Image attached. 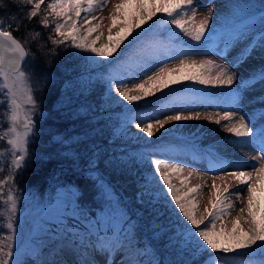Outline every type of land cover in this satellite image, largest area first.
<instances>
[{"label": "snow or ice", "instance_id": "1", "mask_svg": "<svg viewBox=\"0 0 264 264\" xmlns=\"http://www.w3.org/2000/svg\"><path fill=\"white\" fill-rule=\"evenodd\" d=\"M4 2L5 0H0V7H3ZM15 2L19 6H28L22 13V18L12 15L8 22L0 18V91L4 93V99L0 100V104L5 108L3 116L7 125L0 135V141H5L6 138L7 148L0 153V156L11 157L10 174L0 179V200L6 205V211L0 213V216L7 217L5 227L10 232L7 236H0V264H24L19 257L14 259L13 242L17 231L15 220L19 198L14 194L15 189L9 185V182H13L17 171L25 167L30 156V144L38 131L34 117L39 110V103L30 82L34 73L23 66L26 58L32 56L35 59V56L27 47V38H18L14 35V31H19L25 21L30 22L43 12L44 15L39 23L43 28L53 29L55 37H48L53 45L71 47L82 53H89L93 57H99L101 60H109L130 38L141 39L134 34L153 21L158 14L166 18L163 20L164 24L175 26L176 30L195 42L204 40L212 19L209 14L197 21L194 0H118L108 17L110 23L107 26V42L98 47V41L104 36L102 18L100 22L94 23L98 17L82 16V13L89 14L96 10L97 0H15ZM106 2L107 0H104V3ZM209 12L211 13V10ZM81 20L83 24L79 23ZM250 29V22H243L227 34L226 46L239 49L230 62L232 67L245 64L258 49L264 51V30L260 32L258 39H253ZM82 30L83 35H81ZM31 32H34V39L41 35L34 29ZM94 33L99 34L93 38ZM165 47L159 41L152 42L148 46L152 54L151 58H156L155 54L162 52ZM85 60L87 63V58ZM238 78L241 82L229 97L233 104L240 102L243 92L249 87L255 86L256 83L264 85V63L250 71L248 77H238L228 67L216 65L211 60L197 62L182 59L173 66L165 63L131 88L126 85L118 86L115 92L123 101L133 104L163 93L183 82L231 88ZM234 115L233 111H225L223 115L215 118V123L228 121L229 124L225 126L228 133L238 138H252L254 133L253 127L249 126L250 121L240 116L239 120L233 123ZM202 118L211 121L214 117L211 115L202 117L199 112L185 115L183 111H177L175 114L165 115L163 119L157 118L143 124L136 123L135 128L144 133L146 138H151L154 130H166L169 122ZM261 119L264 121V113L261 114ZM130 123V120L126 122V124ZM256 135L259 137L261 155L253 156L252 160L259 166L254 165L251 172L233 171L226 174L238 182L235 192L231 191V184L223 176L214 178L207 204L199 215L197 212L200 200L197 196L204 185L189 186L191 172L188 176H183L184 170L179 163H170L166 158H153L154 153H140L128 161L146 162L148 165V171L139 173L140 181L133 199L136 204L145 209L152 208L156 212V216L148 225L152 239L166 238L170 248L178 249L188 257L185 264H198V262L199 264H230L229 261L222 260L220 254L254 250H259L260 254L264 255V129ZM243 142L251 144L254 141L248 139ZM173 177L180 180L179 186L173 183ZM94 179L100 192L106 196L100 216L107 217L109 214L116 216L127 225L128 237L121 239L118 234L109 237L97 233L88 246L105 253L123 250L125 242L129 241L133 230L136 229V223H130L131 209L121 205L120 198L111 184L101 176H96ZM217 180L220 181L219 184ZM6 186H8L7 192H5ZM239 186L246 187V201L244 206L239 208L229 227L222 221L236 207L230 197L234 195L238 200L243 199ZM71 203H73L71 199L62 200L55 208L56 213L62 215L64 205ZM157 203L178 210L175 220L165 223L164 212L155 208ZM217 221H221L219 227ZM24 251L27 250H22L21 255ZM137 264H142V261H138ZM260 264H264V260H261Z\"/></svg>", "mask_w": 264, "mask_h": 264}, {"label": "rangeland", "instance_id": "2", "mask_svg": "<svg viewBox=\"0 0 264 264\" xmlns=\"http://www.w3.org/2000/svg\"><path fill=\"white\" fill-rule=\"evenodd\" d=\"M117 2L118 0H107V2L104 3V0H97L95 11L89 14L82 13V16L88 15L89 17H98L94 23L100 22V18L103 20L102 31L104 32V36L98 41V47L107 42V26L110 23L108 17L113 10L114 4ZM194 6L197 10V21L202 19L205 15L211 14L212 16L210 28L204 38L207 42L204 43L203 47L201 46L204 40L201 42L192 41L190 38L176 30L175 26L164 24L163 20L166 18L158 14L157 17H154L153 21H150L147 25L143 26V29L138 30L137 33L134 34V36H139L141 39L136 40L130 38L129 41H127L125 45L114 54L113 58H118L120 52L123 54H134L138 52L139 58H137L136 61L144 62L145 56L146 61L144 62V65L141 66L133 61V65L131 66L137 68L138 71L129 74L127 78L121 76V73H119L120 66L113 68V72L119 74L121 81L113 83L112 86L114 89L112 95L115 97V102L122 107V114L125 117V120L122 121V125L125 126V129L119 133L123 138H119L118 142L125 143L126 141H137L138 143H141L142 146H147L146 148L148 149H151L152 145L158 146L157 149H162L161 151L157 150L158 153H156V155L158 156L160 155V152H163L164 154V149H166L165 154L169 162L179 163L183 167V176L186 177L189 172L192 173V176L189 179V186H195L196 184L204 185L202 191L197 196V199L200 200V207L197 212V215H199L203 212V209L207 204L211 192V184L214 178L223 176L231 184V191L235 192L238 188V182L229 178L226 174L233 171L247 172L248 168L246 163L253 162V156L261 155L259 137L256 134L264 129V121L261 119V114L264 113V104L258 105L257 103L264 102V85L256 83L255 86L249 87V91L247 90L246 92H243L242 99L236 104H233L229 97L231 93L236 91L237 84L241 82L239 78L234 82L231 88L199 85L194 82H183L165 90L163 93L133 104L123 101L118 93L115 92V88L118 86L123 87L126 85L131 88L134 84H139L146 75H151L154 70L158 67H162L165 63L169 66H173L178 64L182 59L190 61L194 60L197 62L211 60L216 65L228 67L230 71L236 73L238 77H248L250 71L258 68L261 63H264L263 51L262 54L259 53L258 56L252 55L245 64L239 67H232L230 62L233 60V57L237 54L239 49L234 48L233 46H226V41L228 38L227 34L235 28H222L223 24H228L231 19H234L238 15H248L264 9V0H194ZM101 7L102 10H100ZM209 10H211V13ZM249 22L251 24V35L254 36L257 32L264 29V12L255 19H250ZM79 23L83 24V20ZM160 33L173 38L178 44H187L195 48L201 47V49L204 48V51L199 56H197V54L186 55L179 57L176 60L169 59L167 61H159L156 54V58H151V53L146 55L148 46L151 44L152 37L160 35ZM98 34L99 33H94L93 38ZM81 35H83V30L81 31ZM168 49L169 47L166 46L160 53L165 55L168 52ZM175 49V47H170L169 50L173 51ZM180 51L184 52L185 50L179 46L177 51L172 52L171 55ZM183 54L186 53L184 52ZM98 58L99 57H96V59ZM212 74H215V70ZM182 89H187L189 92L196 91V93L204 91L206 93L213 92L219 94L222 93V95L225 94L227 98L224 106L228 108H222L215 111L210 110L204 105V100L199 99L192 94L182 93L185 91H178ZM3 99L4 93L3 91H0V100ZM191 102L199 103L196 108H193ZM4 111V106L0 104V135H2L4 128L7 127L3 116ZM177 111H183L185 115L188 113L199 112L202 117L211 115L214 118L211 121L202 118L193 121L169 122L166 125V130H154V135L151 138H146L144 133L135 128L136 123L143 124L157 118L163 119L165 115H172ZM225 111L235 112L232 121L233 123L239 120L240 116H244L246 120H249V126L253 127V137L238 138L233 134L228 133L225 127L229 124L228 121L222 120L219 124L215 123V118H217L218 115H223ZM129 120L131 123L126 124ZM248 139H252L254 142L251 144L243 142ZM179 141H183V145H179ZM171 143H174V145L176 143V145L181 146L180 149L174 150L172 147L171 149H167L171 146ZM6 148L7 145L5 138V141H0V153H3ZM10 161V156H0V179H4L10 174ZM231 166H238L240 168L234 170ZM255 166H259L257 162ZM251 170H253V168ZM13 182H9L11 187L13 186ZM216 182L217 184L220 183L219 180ZM173 183L179 186L180 180L173 177ZM7 190L8 186L5 187V192H7ZM239 190L243 194V199L238 200L234 195L230 197L231 202H233L236 207L231 211L230 215L225 216L222 221L229 227L231 226V221L238 214L239 208L243 207L244 202L246 201V187L239 186ZM14 194L19 198L15 220L17 231L13 242L14 259L19 257L24 264H36V262L39 264H63L59 262V259L57 258L59 257L63 259L64 264H94L95 260H92L90 254H82V252L75 247L72 242V240L74 241L73 236H71L70 239L67 238L65 231L66 227L61 225L62 216L64 217V221H66L76 209L75 193L67 194L60 192L53 198V202L48 205H45V203L34 202L29 199L27 195L22 194L16 189ZM65 199H71L73 200V203L65 204L62 215H58L55 208ZM120 201L121 205L131 209L129 214L134 220L132 221V219H130V223H136L141 230H145L146 226L143 222L145 215L142 211L135 205L133 206V203H130V200L127 198ZM49 205H51V207H49ZM137 209H139V211H137ZM5 211L6 205L4 204V206L0 207V213ZM0 220L1 223L3 222V227L5 228V236L10 234L9 230L5 227L7 217L0 216ZM51 223H54V227L51 226ZM220 223L221 221H217L218 227ZM123 227L127 229V225L120 219L112 218L103 222L101 228L103 231L124 233ZM49 229L53 230L50 232ZM139 235L140 234L134 229L131 238H129V241H126L123 250L110 253L102 251L103 255L101 257L98 256L97 258L101 260L100 264H137L138 261H142V264H156L158 261H156L154 257L155 255H153V247L150 245L149 241H146V238H141V235ZM111 236L113 235H110L109 237ZM124 236L128 237V232L124 233ZM119 237L124 239L121 235H119ZM83 238L84 237H81L80 240ZM90 239L89 236L87 242L90 243ZM127 243H129V246L126 245ZM64 246L69 247L70 252L73 253L75 258L72 257L69 252L65 251ZM157 248L159 251L164 252L161 246H157ZM25 249L27 251H24V254L21 255L22 250ZM87 249L97 250L95 252H98L99 250L94 248L90 249V246H88ZM154 250L158 252L155 248ZM151 257H153V261L150 259ZM222 260L235 261L236 263L234 264H260L261 260H264V255H261L259 250H254L245 253H231L226 255V257H222Z\"/></svg>", "mask_w": 264, "mask_h": 264}, {"label": "trees", "instance_id": "3", "mask_svg": "<svg viewBox=\"0 0 264 264\" xmlns=\"http://www.w3.org/2000/svg\"><path fill=\"white\" fill-rule=\"evenodd\" d=\"M27 7L19 6L15 0H5L0 7V18L6 22L12 15L22 18ZM43 15L42 12L32 21H25L19 31H14L18 38H27V47L35 56V59L29 57L25 69L34 73L30 82L38 97L39 110L34 117L38 131L30 144V156L25 167L17 171L12 187L45 205L51 204L60 192L75 193L76 209L66 221L62 216L61 225L66 227V236H73L77 247L84 251L88 244L84 239L80 240L82 236L89 234L93 240L97 233L107 236L119 233L101 228L107 219H117L113 215L100 216L106 196L100 192L94 178L101 176L111 184L120 200L129 199L145 215V230L136 224L135 231L150 242L156 261L159 264H185L188 257L178 249L170 248L166 238L152 239L148 225L156 212L136 204L133 199L140 181L139 173L149 169L146 162L128 161L140 153H150V150L146 151V146L137 141L118 142L123 138L119 133L125 129L122 125L125 117L112 95L113 83L121 81L113 68L120 66L119 73L126 78L136 73L138 69L131 65L139 53L120 52L118 58L103 61L71 47L53 45L48 39L55 37L53 29L43 28L39 23ZM33 29L41 33L35 39ZM2 206L3 201H0ZM155 208L164 212L165 223L177 216L178 210L171 206L157 203ZM51 226L54 227V223ZM0 236H5L1 220ZM223 256L226 257L220 254L221 259Z\"/></svg>", "mask_w": 264, "mask_h": 264}, {"label": "bare ground", "instance_id": "4", "mask_svg": "<svg viewBox=\"0 0 264 264\" xmlns=\"http://www.w3.org/2000/svg\"><path fill=\"white\" fill-rule=\"evenodd\" d=\"M250 158H251V156H250ZM255 164H256V162H254V161L251 162V163H246V166H247L249 172L252 171L251 169L253 168V166H254ZM231 167L234 168V170L240 168V167H238V166H231ZM248 171H247V172H248ZM229 178H231V179L234 180V178H232V177H229ZM64 247H65V251L69 252V254L72 255V257H74L73 253L70 252L69 247H68V246H64ZM74 258H75V257H74Z\"/></svg>", "mask_w": 264, "mask_h": 264}, {"label": "water", "instance_id": "5", "mask_svg": "<svg viewBox=\"0 0 264 264\" xmlns=\"http://www.w3.org/2000/svg\"><path fill=\"white\" fill-rule=\"evenodd\" d=\"M27 60H28V58H26V62H27ZM26 62H25V63H26ZM24 65H25V64H24ZM24 65H23V66H24Z\"/></svg>", "mask_w": 264, "mask_h": 264}]
</instances>
